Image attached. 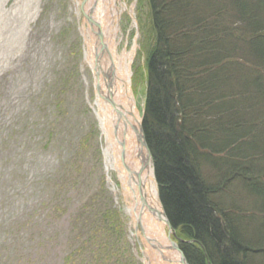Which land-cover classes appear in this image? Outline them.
Here are the masks:
<instances>
[{"label":"trees","instance_id":"16d2710c","mask_svg":"<svg viewBox=\"0 0 264 264\" xmlns=\"http://www.w3.org/2000/svg\"><path fill=\"white\" fill-rule=\"evenodd\" d=\"M147 2L142 128L179 246L189 264H264V0Z\"/></svg>","mask_w":264,"mask_h":264},{"label":"rangeland","instance_id":"374dc122","mask_svg":"<svg viewBox=\"0 0 264 264\" xmlns=\"http://www.w3.org/2000/svg\"><path fill=\"white\" fill-rule=\"evenodd\" d=\"M124 1L134 15L120 18L121 46L138 44L131 87L142 116L149 5ZM39 7L23 48L0 52V264H65L74 249L66 264H143L118 178L106 168L81 5L39 0ZM234 189L253 221L261 219L253 197Z\"/></svg>","mask_w":264,"mask_h":264},{"label":"bare ground","instance_id":"6f19581e","mask_svg":"<svg viewBox=\"0 0 264 264\" xmlns=\"http://www.w3.org/2000/svg\"><path fill=\"white\" fill-rule=\"evenodd\" d=\"M0 0V52L24 46L39 0ZM82 8L84 64L93 72L92 107L104 139L106 168L116 173L126 211L141 240L143 264H185L175 247L161 204L154 169L141 139V116L131 87V64L137 41L123 46L120 18L134 15L124 0H78ZM7 62L3 61V64Z\"/></svg>","mask_w":264,"mask_h":264},{"label":"water","instance_id":"95a60500","mask_svg":"<svg viewBox=\"0 0 264 264\" xmlns=\"http://www.w3.org/2000/svg\"><path fill=\"white\" fill-rule=\"evenodd\" d=\"M141 139H142V143L145 145V147H146L147 150H148L149 156L151 157V152H150L149 147H148V145H147V143H146L145 135H144V132H143L142 125H141ZM164 214H165V213H164ZM165 216H166V214H165ZM166 219H167V221H168V223H169V220H168L167 216H166ZM169 228H170V230H171L172 235L175 236L176 233H175V231L172 229V226L170 225V223H169ZM175 237H176V236H175ZM174 245H175L176 248H178V249L180 250L181 254L183 255V261L185 262V264H189L188 261H187V259H186V257H185V255H184V253L182 252V250H181V248H180V246H179V243L176 242Z\"/></svg>","mask_w":264,"mask_h":264}]
</instances>
